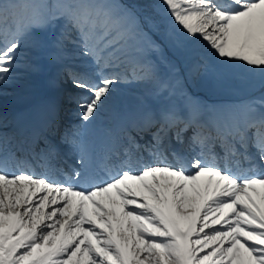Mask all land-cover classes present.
<instances>
[{
    "label": "rangeland",
    "instance_id": "374dc122",
    "mask_svg": "<svg viewBox=\"0 0 264 264\" xmlns=\"http://www.w3.org/2000/svg\"><path fill=\"white\" fill-rule=\"evenodd\" d=\"M83 1L0 0V10L7 9V4L11 2L17 9L15 14L18 10L24 11L15 16L11 15V11H0L1 32L9 29L12 38L19 36L18 42L10 44L0 58V104L4 103L8 120L21 111L26 112L34 100H30L28 105L18 106L13 99H25L26 93L35 99L45 96L50 100L48 106L51 109H55L60 102L62 115H69L73 110L84 111V114L77 115L83 117L81 127L87 132L86 145L91 146L90 139L93 135L111 126L123 113L132 110L137 113H159L162 106L172 102H176L181 110L191 107L193 97L189 96L186 85L197 95L195 104L196 107L199 106L200 114L216 115V107L221 102H213L212 97L203 95L206 90L204 81H211L216 85L228 76L234 77L238 86L235 96L231 97L235 100L231 107L239 108V111L243 107L253 117L264 115V92L256 93L254 90L264 86V18L256 20L264 16V1L256 5V11H251L256 12L252 15L255 16L253 24L257 27L253 36L246 38L245 29L235 19L229 22V32L238 50H232L227 56H224L222 48L226 44L221 43L225 34L220 37L222 28H225L222 26L224 23L219 22V18L215 19L213 13L206 8H198L200 5L196 4V0H156L154 2L159 4L156 7L146 2L147 0H118V6L127 2L132 4L124 14L130 22L135 21L133 10H136V1L143 2L149 10H160L154 28L156 32L163 31L160 38L162 42L156 44L161 48L150 46L154 37L147 34L144 38L135 35L134 40L131 39L132 34H127L130 23L126 27L121 24L120 9L117 10L114 2L110 6L111 11L104 13L103 20L108 24V31L113 32L114 28L117 34L108 40L104 34L105 37L100 43L105 44V48L97 46L92 51L100 53L94 61L95 64L98 63L95 65L97 69L87 70L101 79L103 84L94 91L93 104L82 110L78 107L84 98L81 90L87 88L78 85L72 78H67L68 72H65L62 79L66 77L63 80L66 89L61 91L59 98V92L56 95L51 83L54 76L63 70L62 61H71L76 67L84 68V59L94 58L92 54L84 59L81 54H70L69 50L79 52V49L69 47L71 43L66 39H63V45L57 40L63 28L61 23L66 20L67 14L70 13L74 18L80 17L79 4ZM165 4L170 6L164 10L161 6ZM16 20L25 22L20 26ZM242 24L253 27L250 21ZM13 29L15 35L11 31ZM192 29L201 38H195L190 33ZM135 39L146 41L149 46L147 52H142L146 58L143 66L138 67L140 72L145 73L147 83L146 79L139 80L136 77L138 70L132 71L130 75L131 70L127 73V78L132 81L105 82V79L116 75L112 73L114 68L110 67L111 72H107L108 66L99 63L102 62L103 53L100 51L106 52L121 40L118 53H123ZM202 39L207 40L206 45ZM217 43L220 45L213 50ZM58 44L63 47L55 54ZM191 58L194 60L190 61ZM197 67L202 69L200 75ZM185 77H188L187 82L184 81ZM243 93L244 97L241 96ZM48 106L44 109H48ZM5 120L0 118V130L5 127ZM81 138L84 139V132ZM74 145L73 148H76V144ZM204 179L206 183L202 185ZM37 182L39 181L32 179L5 181L0 178L1 211L3 208L5 212L22 213L25 224L22 229L17 227L16 234L11 239L8 234L2 236L4 243L0 246V264H23L20 256L30 255L29 248L18 253L12 245L9 246V243H17L15 240L21 232L27 231L31 234L24 237L20 235V239L31 244L35 242L34 245L41 247L47 244L52 248L58 230L68 227L75 219L81 220L80 212L73 210L71 202L67 201L70 192L63 195V191L56 187L48 185L41 188ZM260 185L263 187L240 185L229 176L202 169L194 177H186L170 168H155L137 175L121 176L117 183L105 189L87 196L80 195L88 197L95 205L90 219L92 223L96 222L97 227L86 228L92 236L85 241H82L84 237L76 241L73 239L74 234H63L66 243L69 239L74 244L69 248H66V244L62 245L63 250L53 255L56 258L54 263L61 261L60 264H66L74 260V264H125L119 243L121 246L131 244L129 252L134 255V264H235L242 257L245 258L244 263L240 261L239 264H264V176ZM27 190L30 192L25 196ZM166 209L170 211L175 222L178 221L177 218L190 215L179 243V239L162 223V213ZM68 230L72 232L74 229ZM199 243L200 246H197ZM141 244L143 246L136 250L135 246ZM78 247L80 250L77 252ZM161 251L164 255L159 256ZM44 254L46 250L41 248V255L36 256L38 264H54L49 259H44ZM184 258L187 259L186 262ZM28 262L37 264L34 259Z\"/></svg>",
    "mask_w": 264,
    "mask_h": 264
},
{
    "label": "bare ground",
    "instance_id": "6f19581e",
    "mask_svg": "<svg viewBox=\"0 0 264 264\" xmlns=\"http://www.w3.org/2000/svg\"><path fill=\"white\" fill-rule=\"evenodd\" d=\"M229 1V0H228ZM11 3V2H10ZM243 6H245V4H242L241 5V7H243ZM250 16V13H249V11H246L245 13H243L242 15H240L239 17H237L236 19L238 20V21H241V22H245L247 19H248V17ZM215 18H217V16H215ZM255 18V16H253L252 17V13H251V23H254L255 22V20H253ZM262 18H264V16H261V17H258L256 20H261ZM220 20H221V18H220ZM225 30H223L222 29V33L220 34V37H222L224 34V37L223 38H221V43L222 44H226L225 45V47H222L223 48V51H224V56H227L232 50H238V48L237 47H235L234 46V38L230 35V32H228V30L226 31V33L224 32ZM250 33V32H249ZM206 41L207 40H205L204 41V44L206 45ZM220 45V43H217L216 44V46H214L213 47V45H208L209 47H213V50L214 49H216L218 46ZM142 59L141 58H139V62L141 61ZM58 78H59V75L57 74L56 76H55V79H56V81L58 80ZM58 87H60V86H58V85H56L55 86V93H56V91L58 90ZM28 96V94L26 95V97H25V99H20V100H18L20 103H24V102H28V101H30V100H33V99H35V97L34 96H32V95H29V97H27ZM41 97H38L37 99H36V101L38 102V100L40 99ZM35 101V102H36ZM193 106L195 107V108H193L194 110H195V112H196V108H199V106H197L196 107V104H195V102L193 101ZM228 106V105H227ZM42 107V106H41ZM40 107V105H38V107H36L35 108V106H30V108L29 109H31L30 110V112L31 113H33V114H35V116H33L34 118H35V120H37L38 121V123L39 122H42V121H44V119H46V118H52L53 116H55V115H57L55 112H54V110L55 109H50V108H48L50 111V113H51V115H48V113L47 112H45V110H44V108L42 107L41 108ZM168 108L171 110V111H169L168 112ZM168 108H165L164 110H163V108H161L163 111L161 112V114H163V115H165V117L168 115V114H170V113H172V114H175L176 113V108H175V106H170V107H168ZM44 113H43V112ZM74 112H76V111H74ZM47 116H46V115ZM136 114V113H135ZM140 114L142 115V116H144V113H142V112H140ZM239 114V117H236L235 116V113H234V111H233V109H231L230 107H227V109H226V111H225V113H224V115H222V117H219L218 118V124H216V123H214L215 125H220V126H222V128L225 130V131H229V130H232V132H234L235 130H237L236 129V127H237V123H238V121H240L242 124H243V127H244V129H245V131H248L247 130V122H248V119L246 120V119H244L243 117H245V115L246 114H244V112H241V113H238ZM147 115H149V114H147ZM69 120L70 121H72L73 122V120H75V119H73V118H69ZM79 120H81V119H76L75 121L76 122H78ZM20 121H22V120H20ZM158 121H155L154 123H151L147 128H146V130H152V128L153 127H156V126H158ZM41 125L42 126H45V124L44 123H41ZM30 128V127H29ZM46 129V127H44V128H42L41 130H38V128H37V130L36 129H32V131L29 133V135H31V136H40L41 135V133H43V134H47V135H45V136H49V134L47 133V131H42V130H45ZM71 132V131H70ZM69 133V132H68ZM161 133L163 134L164 133V131H161ZM51 136V135H50ZM22 138L23 137H25V136H21ZM22 138H18V140L20 141ZM51 138H52V140H53V142L56 144V143H59V140L54 136V137H52L51 136ZM36 139V138H35ZM257 139H258V137H257ZM211 141V140H210ZM261 141L263 142L264 141V137L261 139ZM260 142V141H259ZM43 143H46V148L48 149V151L51 149L50 148V146H51V141L50 142H48V141H45V142H43ZM205 146H206V148L204 149V150H207V149H209V148H213L214 147V145H211V144H209L208 142L205 144ZM32 147V145H30L29 146V148H31ZM41 147L42 148H44L43 147V144L41 143ZM40 148V147H39ZM41 149V148H40ZM198 151H201L202 149L200 148V147H197L196 148ZM263 150L262 148H257V147H254V152H258V151H260V150ZM155 152H157V156L159 157V155L161 154V147H158L156 150H155ZM212 152H213V154H216V152H214V150H212ZM48 153V155L50 156V160L51 161H54V163H56L57 161H58V159H57V156H55L56 154L54 153V152H47ZM70 154V153H69ZM162 154L165 156L166 155V153H164L163 151H162ZM193 154H194V152H193ZM79 156H80V154L79 155H77L76 156V158L78 159L79 158ZM152 157H153V153L152 152H150V155H149V159H152ZM8 158H11V155H6V154H3L2 155V159L3 160H7ZM74 158H75V156H74ZM75 158V159H76ZM233 159L235 160V161H237V160H239V158L238 157H236V156H234L233 157ZM163 161L164 162H170V163H172V160L171 159H169L168 157H164L163 158ZM62 163H64V162H62ZM48 164H53V162H50V163H48ZM57 164V163H56ZM176 164L178 165V166H180L179 164H178V162L176 161ZM196 166V165H195ZM251 166V163H247V167H250ZM49 168L48 169H51L52 167L51 166H48ZM193 168H197V166L196 167H193ZM127 169V171H131V169H130V167H127L126 168ZM237 169V168H236ZM187 174V173H186ZM81 178V176L80 175H77L76 176V178H73V179H70V181L69 182H77L79 179ZM21 180V179H20ZM206 179H204L203 181H202V185H204L205 183H206V181H205ZM22 181H24L23 179H22ZM205 181V182H204ZM260 182L261 181H259L258 180V177L257 176H255L254 178H253V180L252 181H245V184L246 185H249V186H251V187H255V188H262L263 186L262 185H260ZM75 184V183H74ZM260 185V186H259ZM76 185H74V187H75ZM39 187H43L41 184L39 185ZM60 190H62V188L60 189ZM30 191L29 190H27L26 191V193L24 194L25 196L26 195H28V193H29ZM63 195H65V193L63 192ZM1 197V196H0ZM34 201V198L32 197L31 198V202H33ZM67 201H70L71 202V204H72V209L74 210V209H77L78 210V212H80V214H81V217H79L81 220H77V219H75L73 222H71V223H69V225H68V227H62L60 230H58V232H57V237H56V241L54 242V244H53V247L51 248L50 246L48 247V245L47 244H44L42 247L39 245V246H36V244L34 245V243L35 242H33V244H31V242H26V241H24V239H20V235L22 236V237H24V236H29L31 233L30 232H27V231H24V232H21L20 234H19V237L15 240V241H17V243H15V244H12V243H9V246H11L12 245V247H14L15 249H16V251L18 252V253H22L24 250H26L27 248H29L28 250H30V255H26L25 257L24 256H20L21 257V259H23L22 260V262H23V264H29V262L28 261H30L31 259H36V256H39V255H41V248H44L45 250H46V254H44L45 255V258L44 259H49L50 260V262H53L54 263V260L56 259L53 255L54 254H57V253H59L58 251L59 250H63L61 247H62V245H64V244H66L67 246H66V248H69V247H71V246H73V244H74V241H69V239L67 240V242L68 243H66L65 242V240H64V238L62 237V235L64 234V235H66V232H68L69 234H74L73 236H74V240H76L77 241V239L78 238H80V237H84L83 239H82V241H85V240H89L90 239V236H92V234L90 233V231H88V230H86V228H92V227H97V224H96V222H93L92 223V221H91V215H90V213H91V211H92V208H94L95 207V205H93L92 204V201L91 200H89V198L88 197H81L80 195H78V194H76V193H69V199H67ZM189 217H190V215H186L185 217H182V218H177V220L179 221H176L175 222V220H174V218H173V216L171 215V213H170V211L168 210V209H166L165 210V212L164 213H162V220L165 222H162L163 224H165V226H166V229L173 235V236H175L176 238H178L179 240H178V243H179V241L180 240H182L181 239V234H182V231L185 229V227H186V225H187V220L189 219ZM74 219V218H73ZM80 221V222H79ZM88 221H90V224H87V222ZM160 222V221H159ZM161 223V222H160ZM161 223V224H162ZM25 224H24V221H23V215H22V213H20V214H17V211L14 213L13 211H10V212H5L4 210H3V208H2V211H1V208H0V246L2 245V243H4V239H2V236L3 235H6V234H8L9 235V239H11L12 238V236H14L15 234H16V229H17V227H19V229H22L23 228V226H24ZM79 227H81V229H77V228H79ZM70 228H72V229H74L72 232H70L68 229H70ZM95 230V229H94ZM23 233H25V234H23ZM37 234H38V232H37ZM46 239V238H45ZM44 239V240H45ZM61 241V242H60ZM81 241V242H82ZM121 244H119L118 243V247L120 248V251H121V254H122V257H123V259H124V262H125V264H134L133 263V260H132V258L134 257V255L131 253L130 254V252H131V244L130 245H128V246H121ZM139 246H143V244H141V245H136L135 246V249L137 250L138 249V247ZM163 246V245H162ZM197 246H200V243L199 244H197ZM164 248H166L167 246L166 245H164L163 246ZM163 247H162V250H163ZM1 248V247H0ZM80 250V248L78 247L77 248V252ZM187 250H188V246H187ZM130 251V252H129ZM184 251H186V246H184ZM43 252V251H42ZM57 252V253H56ZM184 253H186V252H184ZM159 256L160 255H164L163 254V252L161 251L159 254H158ZM187 256H188V253H187ZM19 259V258H18ZM243 260H245V258L244 257H242V260H240L242 263H244V261ZM187 261V259L186 258H184V262H186ZM240 261H236V263L235 264H239V262ZM36 262H37V264H38V260L36 259ZM60 262L61 261H58V262H56V263H54V264H60ZM66 264H74V260H72V261H69V262H67ZM80 264V263H79Z\"/></svg>",
    "mask_w": 264,
    "mask_h": 264
}]
</instances>
